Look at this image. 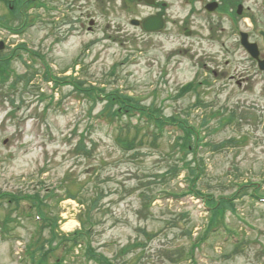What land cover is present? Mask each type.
Instances as JSON below:
<instances>
[{
  "label": "rangeland",
  "instance_id": "obj_1",
  "mask_svg": "<svg viewBox=\"0 0 264 264\" xmlns=\"http://www.w3.org/2000/svg\"><path fill=\"white\" fill-rule=\"evenodd\" d=\"M211 1L45 0L47 8L26 9L27 24L14 34L7 27L24 18L0 0V59L12 55L15 75L31 79L10 72L0 84V264H100L91 254L114 264H264V71L240 43L248 32L264 56V0H240L238 17L239 3L210 13ZM161 9L159 31L130 22ZM22 47L59 77L120 89L200 127L196 188L208 199L190 190L186 170L177 172L185 152L195 164L194 152L176 145L177 125L154 127L138 111L120 132L124 122L102 116V97L53 87L44 61ZM28 193L40 194L46 221ZM227 198L233 204L212 214L208 201ZM78 231L90 240L75 245Z\"/></svg>",
  "mask_w": 264,
  "mask_h": 264
},
{
  "label": "trees",
  "instance_id": "obj_2",
  "mask_svg": "<svg viewBox=\"0 0 264 264\" xmlns=\"http://www.w3.org/2000/svg\"><path fill=\"white\" fill-rule=\"evenodd\" d=\"M123 1L125 4L128 1L134 2L135 0H123ZM221 1H222V5H220V10L222 11L224 9L223 7L225 5L235 6L236 3L238 4L240 0H232V1L231 0H221ZM18 10H19L18 6H15L13 10L10 9V11H12L13 13H18L19 12ZM14 31L18 32L17 29ZM23 49L29 50L26 47H24ZM29 51L31 52L32 55L40 57L44 61L45 65H46L44 78L47 82L52 81L54 87L58 86L59 84H71L73 86L74 90L87 95L88 97H90L95 102L97 100H99V97H102L101 100H103V99L105 100V107L101 111L102 116H106V117L110 118L111 121H120L121 120L122 122H124L125 125L118 127V130H120V132L123 130H130V127L132 125L130 119L125 120L123 118L128 116V115H135L136 113H138V111H140V112L142 111L144 116L148 118L147 122L149 124H152V125L155 124L154 127L162 128L165 124H168V123L173 124V125H177L179 127V130L181 133L178 135L179 138H178L176 145L181 146L180 152L184 153L185 151H188V150L193 151L194 152L193 157L195 160L194 165L192 162L187 161V158H188L187 154L188 153L185 152V156H183V159H182L183 164L180 166V169H177V172L180 173V172L186 170V173L188 175L192 176L191 178H189L190 184L188 187H190V190L193 191L194 193H196L198 196L202 197L203 199H205V198L208 199L206 194L203 195V193H201V191L196 188L197 187L196 181H197L198 177L200 176V174H202L204 172V169L201 167V164H200V159L197 160V158H198L197 149L201 144H206V143H201L202 140L204 139V136L201 134L200 127L192 124L190 122V120L188 118H185V117H183V118L182 117H172V116L166 117L164 114L161 113V110L153 108L152 106L141 105L140 101L137 99L136 96H132V95H129L127 93H124L120 89H114L112 91H107L106 89L101 88L99 86H86L84 84L85 83L84 81L80 80L77 76H75L73 74L69 75V76L59 77L53 73L52 67L47 62L46 58L43 55H39L37 52H35L33 50H29ZM11 61H12L11 57H9V58L6 57V58L0 59V84L9 83V81L12 78L11 73L14 76H19V78H24L26 84H28L31 79L28 78V75H26V74L23 76L15 75V73L11 69ZM36 71L38 73L37 69H36ZM192 84L193 83L182 87V94L186 93L190 90L192 91V87H194V85L192 86ZM139 124H140V121H138L135 124V127L137 129L141 127ZM153 136L155 138H157L158 137L157 132H154ZM117 140L124 143V146L125 145H130V146L136 145L135 144L136 139H128V138L121 136V135H119ZM220 145H222V147L224 146L223 143ZM81 148L86 150L85 145H82ZM245 185H247V184H243V185L240 184L239 188H242L241 186L245 187ZM256 188H260V187L256 186ZM53 194H55V193H53ZM0 196H1L0 198H2L5 196V194H0ZM259 196L261 197V194H259ZM24 199L32 203L34 210L37 209L40 213L42 211V216H43V219H45V221L48 219L46 217V215H43L44 212H43L42 206L44 204V201L40 198L39 193H34V194L28 193V194L24 195ZM154 199H155V197L151 198L150 203H152ZM233 202L234 201H230V199L227 198V199H225L224 203H222V205H220L217 201L210 199L207 203L208 204L207 206H209V208L212 210V214H213V212L215 213V211H217L222 206L231 205V203L233 204ZM224 215L221 216V219H224ZM213 218L214 217H212V220H213ZM212 220H211V222H213ZM219 221H220V219L214 221V222H216L214 224H219ZM85 239H89V238L86 237L85 233L78 231V232L74 233L73 239H71L70 241L74 242L75 245H78V244H80V241L85 240ZM54 241H55V239H54ZM52 242H53V239H52ZM87 246H88L87 253L92 252V251H90L91 245L87 243ZM38 247H40V245ZM34 251H37V248H35ZM35 256H36V254L33 252L32 257L34 258ZM90 257L96 259V261L100 264H114L107 257H104L102 255L91 254Z\"/></svg>",
  "mask_w": 264,
  "mask_h": 264
},
{
  "label": "water",
  "instance_id": "obj_3",
  "mask_svg": "<svg viewBox=\"0 0 264 264\" xmlns=\"http://www.w3.org/2000/svg\"><path fill=\"white\" fill-rule=\"evenodd\" d=\"M139 1H145L146 3L150 5L156 4V0H139ZM218 6H219V3L214 1V2L207 4L206 8L209 11H214L218 8ZM242 8H243L242 5H240L238 9V13L242 12ZM164 14H165V11H159L156 15L149 16L143 21H140L138 19H132L131 23L136 26H139L142 24L143 27L147 31H156V30L163 28L164 26ZM92 24H94V21H91V25ZM259 33L262 35V40L264 44V30H260ZM248 36H249L248 33H245V32L242 33V44L246 47L247 51L254 58L259 59L260 51L258 48V44L250 42ZM4 45H5L4 42H1L0 48L4 47ZM259 64H260L261 69H264V60H259Z\"/></svg>",
  "mask_w": 264,
  "mask_h": 264
},
{
  "label": "flooded vegetation",
  "instance_id": "obj_4",
  "mask_svg": "<svg viewBox=\"0 0 264 264\" xmlns=\"http://www.w3.org/2000/svg\"><path fill=\"white\" fill-rule=\"evenodd\" d=\"M18 1H21L22 3H24L25 4L24 6H27V7H29L30 5H34L33 9H36L37 7H39L38 6L39 3H41V1H45V0H11V2H14V3H16ZM42 7H44V6H42ZM20 14L24 15V16H28V13L24 9L21 10ZM0 23L7 24V22H5L1 19H0ZM238 82H239V84H241L240 81H238Z\"/></svg>",
  "mask_w": 264,
  "mask_h": 264
}]
</instances>
